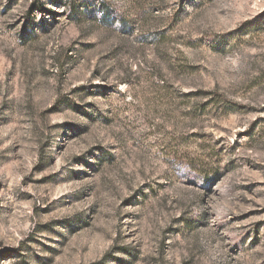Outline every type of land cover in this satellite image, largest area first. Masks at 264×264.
Segmentation results:
<instances>
[{"label": "rangeland", "instance_id": "rangeland-1", "mask_svg": "<svg viewBox=\"0 0 264 264\" xmlns=\"http://www.w3.org/2000/svg\"><path fill=\"white\" fill-rule=\"evenodd\" d=\"M34 1L0 0V264H264V0Z\"/></svg>", "mask_w": 264, "mask_h": 264}, {"label": "trees", "instance_id": "trees-1", "mask_svg": "<svg viewBox=\"0 0 264 264\" xmlns=\"http://www.w3.org/2000/svg\"><path fill=\"white\" fill-rule=\"evenodd\" d=\"M58 2H63L65 5V8L70 14V17L73 19H76L82 16L83 14H88L89 8L92 6V4H94L95 1L93 0H52V3H58ZM34 11H43V5L42 3H39V0L34 1V3L28 9V12H27L28 25L26 24V27H29L30 24L32 23V22L30 23V21H31V17ZM100 12L104 19L108 21L111 19L110 10L104 2H102L100 5ZM49 13L52 14L53 16L55 15L54 12L49 11ZM104 156L107 158L108 153H105ZM186 168L190 171H196L197 169L195 166V163L191 160L187 161ZM76 222H79V221H76Z\"/></svg>", "mask_w": 264, "mask_h": 264}]
</instances>
